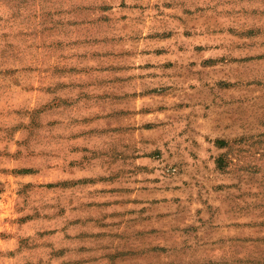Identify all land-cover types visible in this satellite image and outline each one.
Masks as SVG:
<instances>
[{
    "label": "rangeland",
    "instance_id": "1",
    "mask_svg": "<svg viewBox=\"0 0 264 264\" xmlns=\"http://www.w3.org/2000/svg\"><path fill=\"white\" fill-rule=\"evenodd\" d=\"M104 18L145 68L91 118ZM0 264H264V0H0Z\"/></svg>",
    "mask_w": 264,
    "mask_h": 264
},
{
    "label": "crops",
    "instance_id": "2",
    "mask_svg": "<svg viewBox=\"0 0 264 264\" xmlns=\"http://www.w3.org/2000/svg\"><path fill=\"white\" fill-rule=\"evenodd\" d=\"M105 19L107 18L101 19L102 22L100 26L97 24V32L94 24L97 23V21L86 22L88 29H83L82 32L90 30L87 34H89V38H91L89 39L91 43H96L94 49L96 51L90 50L87 53L85 50H82V52L79 51L72 55L70 54V57H74L73 60H76V62L71 65L72 67L66 69V72L71 74L72 79H70V83L66 81L64 86L61 85L64 89H68L69 91H90L89 96L82 94V96H79L78 98H69L66 99L67 101L64 104L75 110H79L80 108H83L84 110L85 107L95 106L96 113H92L91 115L90 113H86L85 115L87 117L90 116L91 118H97L100 114L105 115L106 113H104V110L100 113L97 108L105 105L108 106L113 101L111 98H105V94L101 91L114 88L120 89L122 88V83H128L129 81L136 83L137 78L135 75L140 68H145V65L141 66L139 63L132 61L134 60L135 55L137 57L139 55L137 50L131 49L133 38L123 32L120 33V30L115 34L114 29L112 28H109V30L107 28V32L103 31L101 33L100 28L106 24ZM90 25H92V27ZM82 34L83 33L81 32L79 33L80 36ZM85 34L86 33L82 36L83 38L85 37ZM80 36L76 37V40H79L81 38ZM82 43V46L86 45V42ZM91 47L92 46L89 48ZM130 74H132L131 77H129ZM105 99H107V103H105ZM113 102H117L116 105L119 108L122 103L126 105L127 100L117 99ZM117 110L118 112H121L120 109ZM114 112L116 111L113 110L112 113ZM82 120L90 121L91 119L82 117Z\"/></svg>",
    "mask_w": 264,
    "mask_h": 264
}]
</instances>
